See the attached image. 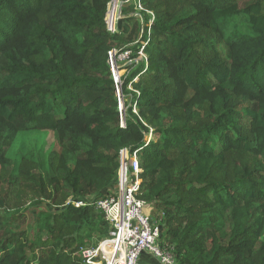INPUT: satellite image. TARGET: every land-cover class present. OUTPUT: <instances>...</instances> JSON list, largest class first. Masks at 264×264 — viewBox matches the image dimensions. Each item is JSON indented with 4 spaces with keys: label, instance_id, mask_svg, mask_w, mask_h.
Here are the masks:
<instances>
[{
    "label": "trees",
    "instance_id": "obj_1",
    "mask_svg": "<svg viewBox=\"0 0 264 264\" xmlns=\"http://www.w3.org/2000/svg\"><path fill=\"white\" fill-rule=\"evenodd\" d=\"M122 1L110 34L112 0H0V172L32 206L92 203L40 212L31 238L0 194V264H82L63 251L100 216L107 234L93 204L122 150L138 152L140 198L166 215L179 264H264V0ZM113 49L130 53L121 99ZM30 134L53 145L13 157Z\"/></svg>",
    "mask_w": 264,
    "mask_h": 264
},
{
    "label": "built area",
    "instance_id": "obj_2",
    "mask_svg": "<svg viewBox=\"0 0 264 264\" xmlns=\"http://www.w3.org/2000/svg\"><path fill=\"white\" fill-rule=\"evenodd\" d=\"M120 7L118 0L108 5L104 20L106 30L110 34L116 33V25L120 20ZM129 55L128 51L119 52L113 49L108 52L107 63L119 99H121L120 63H126ZM121 127H124L123 123ZM119 163L117 189H113L109 195L93 204L107 223V234L95 246L80 250L81 263L146 264L142 262V256L147 255L156 264H179L173 249L161 242L159 223L145 213L146 203L140 198L141 170L138 164V152L135 151L130 156L127 150L120 151ZM90 204L92 203L69 199L62 207L71 205L82 208Z\"/></svg>",
    "mask_w": 264,
    "mask_h": 264
},
{
    "label": "rangeland",
    "instance_id": "obj_3",
    "mask_svg": "<svg viewBox=\"0 0 264 264\" xmlns=\"http://www.w3.org/2000/svg\"><path fill=\"white\" fill-rule=\"evenodd\" d=\"M114 0H112L113 2ZM119 1V6L120 4L123 3L122 0H118ZM115 7V4H114ZM122 22L120 21L119 24H121ZM127 24L125 25L126 28ZM124 27V25H123ZM140 58H143V56H141ZM123 70H120V74L121 76L123 75ZM179 116H182L183 113L180 111L178 112ZM20 137V136H19ZM148 139L152 138V134L147 136ZM17 144L13 145V147L11 148V155L14 157L15 152L20 148V146L22 148H24L26 150V152L29 153V155H36L37 151L36 149L41 148L42 150L45 149V145L50 144V148L53 145L51 136L48 134H41V135H35V134H30L27 136H21V139L19 142H16ZM49 148V150H50ZM12 158V157H11ZM13 159V158H12ZM15 166V163L7 166V168L9 169H13ZM117 181V179H116ZM116 185V184H115ZM28 186H26L24 183L19 182L18 186L15 187L12 184H10V178L8 176V172L6 170H2L0 172V194L3 195L5 202H6V194H8V202H10V208H14L15 204L20 205L21 207L18 208L19 211H26L25 214V227H27V232L30 235L31 238H35V232L33 230V227L35 225V218L38 217L40 215V212H47L50 215H57L56 213H59L62 209L61 206L65 205V203L70 199L69 197L66 199H64V202L61 205H57L54 206L53 208H50V203L49 202H45L43 201L40 204L34 205L32 206V196L30 197L29 195H25L23 196V198L21 200H17V191H20V193H22L23 191H26V188ZM114 189L116 190L117 187L115 186ZM42 201V200H41ZM90 203V201L88 202ZM12 211L9 210V213H11ZM145 213L149 214L150 217L154 220H156L159 223V226L161 227V242L164 243L163 238L166 240V236L167 232H166V228L167 226V222H166V215L164 214V212L161 210L159 211L158 209L148 206L145 207ZM101 216L98 218V221L96 224L92 225V230H84L80 236L78 241L76 240V238L72 241H69L70 247L72 249H68L66 251H63L67 254V256H70V258L74 261H80V255L79 252L81 249L87 248V247H91V246H95L94 243L96 241H100L105 234L101 235L102 232V227H101ZM24 227V228H25ZM102 229V230H101ZM55 230V228H51V232H53ZM76 234V233H75ZM74 234V235H75ZM63 235V234H61ZM101 236V237H100ZM44 237L49 238V236L45 235ZM46 238V239H47ZM166 242V241H165ZM168 245V244H167ZM166 245V246H167ZM47 249L50 248L49 245H45ZM170 246V245H169ZM168 247V246H167ZM172 246H170L171 248ZM173 252L175 254V250L172 247ZM73 250V252L71 251ZM32 264H37L36 262L32 263Z\"/></svg>",
    "mask_w": 264,
    "mask_h": 264
},
{
    "label": "crops",
    "instance_id": "obj_4",
    "mask_svg": "<svg viewBox=\"0 0 264 264\" xmlns=\"http://www.w3.org/2000/svg\"><path fill=\"white\" fill-rule=\"evenodd\" d=\"M142 259L144 260V263L146 264H156V262L152 260L151 258H149L147 255H143Z\"/></svg>",
    "mask_w": 264,
    "mask_h": 264
},
{
    "label": "bare ground",
    "instance_id": "obj_5",
    "mask_svg": "<svg viewBox=\"0 0 264 264\" xmlns=\"http://www.w3.org/2000/svg\"><path fill=\"white\" fill-rule=\"evenodd\" d=\"M109 17H110V15H109ZM111 18V17H110Z\"/></svg>",
    "mask_w": 264,
    "mask_h": 264
}]
</instances>
